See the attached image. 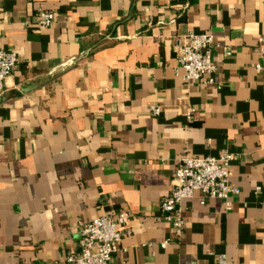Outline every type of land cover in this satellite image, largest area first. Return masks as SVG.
<instances>
[{"label":"crops","instance_id":"crops-1","mask_svg":"<svg viewBox=\"0 0 264 264\" xmlns=\"http://www.w3.org/2000/svg\"><path fill=\"white\" fill-rule=\"evenodd\" d=\"M189 31L213 38L212 83L175 70ZM260 39L264 0H0L17 57L0 95V264H70L79 223L121 210L112 264H264ZM224 153L231 209L194 194L175 238L160 200L177 160Z\"/></svg>","mask_w":264,"mask_h":264},{"label":"built area","instance_id":"built-area-1","mask_svg":"<svg viewBox=\"0 0 264 264\" xmlns=\"http://www.w3.org/2000/svg\"><path fill=\"white\" fill-rule=\"evenodd\" d=\"M54 20V13L37 10L35 23L38 28H48ZM257 52L260 60L254 68L264 76V45L259 40ZM213 38L210 33L187 32L178 41L175 70L188 83L198 82L206 77V83L214 81L215 66L212 62L211 46ZM229 52H227V55ZM17 64L16 54L11 50L0 48V95L5 90L6 80ZM154 115L158 108L152 107ZM230 162L228 153L219 156L180 157L171 175V189L160 200V217L169 222L175 238L184 230V218L180 205L184 200L199 194V202L206 199L225 201L226 210L231 209L232 196L239 189L230 184ZM129 213L121 210L117 213L103 212L89 221L79 223V251L67 255L70 264H112V259L119 249L122 237L128 232ZM167 241L162 242L164 247ZM224 262L223 257L220 258Z\"/></svg>","mask_w":264,"mask_h":264}]
</instances>
